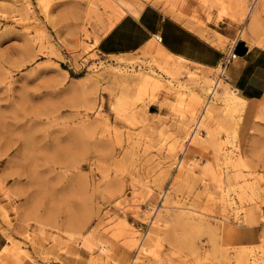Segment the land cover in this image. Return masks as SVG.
<instances>
[{
    "label": "rangeland",
    "instance_id": "rangeland-1",
    "mask_svg": "<svg viewBox=\"0 0 264 264\" xmlns=\"http://www.w3.org/2000/svg\"><path fill=\"white\" fill-rule=\"evenodd\" d=\"M144 4L224 52L264 49V0H0V232L14 264H264V97L155 40L100 55Z\"/></svg>",
    "mask_w": 264,
    "mask_h": 264
},
{
    "label": "crops",
    "instance_id": "crops-1",
    "mask_svg": "<svg viewBox=\"0 0 264 264\" xmlns=\"http://www.w3.org/2000/svg\"><path fill=\"white\" fill-rule=\"evenodd\" d=\"M154 35L162 38L159 44L166 53L193 67L217 70L227 53L151 4H144L138 15L124 16L100 39L96 51L107 57L134 54L154 40ZM236 44L237 59L227 68L225 82L245 99L261 100L264 97V49L250 46L241 39ZM7 245V238L0 232V264H14L6 257Z\"/></svg>",
    "mask_w": 264,
    "mask_h": 264
},
{
    "label": "built area",
    "instance_id": "built-area-1",
    "mask_svg": "<svg viewBox=\"0 0 264 264\" xmlns=\"http://www.w3.org/2000/svg\"><path fill=\"white\" fill-rule=\"evenodd\" d=\"M154 40L158 43L162 42V38L159 35L153 36ZM237 59V55L235 53V46L229 49V51L223 55V58L221 59V62L217 68L218 72V78L217 80H226V71L229 65Z\"/></svg>",
    "mask_w": 264,
    "mask_h": 264
},
{
    "label": "bare ground",
    "instance_id": "bare-ground-1",
    "mask_svg": "<svg viewBox=\"0 0 264 264\" xmlns=\"http://www.w3.org/2000/svg\"><path fill=\"white\" fill-rule=\"evenodd\" d=\"M255 14H256V13H255ZM256 15H257V14H256ZM252 16H253V15H252ZM253 17H254V16H253ZM253 17H252V18H253ZM254 19H255V18H254ZM253 21H254V20H253ZM255 21H258V20L255 19ZM252 25H255V24H252ZM249 28H250V27H249ZM216 84H218V83H216ZM218 85H219V84H218ZM206 107H207V105H206ZM207 108H208V107H207ZM142 242H143V241H142ZM144 247H145V246H144ZM144 247H143V248H144Z\"/></svg>",
    "mask_w": 264,
    "mask_h": 264
}]
</instances>
